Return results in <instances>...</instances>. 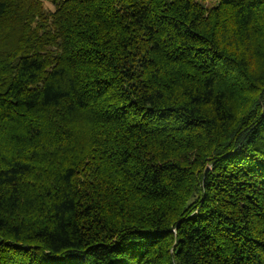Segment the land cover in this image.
Returning <instances> with one entry per match:
<instances>
[{
  "label": "trees",
  "instance_id": "obj_1",
  "mask_svg": "<svg viewBox=\"0 0 264 264\" xmlns=\"http://www.w3.org/2000/svg\"><path fill=\"white\" fill-rule=\"evenodd\" d=\"M0 264H264V0H0Z\"/></svg>",
  "mask_w": 264,
  "mask_h": 264
},
{
  "label": "rangeland",
  "instance_id": "obj_2",
  "mask_svg": "<svg viewBox=\"0 0 264 264\" xmlns=\"http://www.w3.org/2000/svg\"><path fill=\"white\" fill-rule=\"evenodd\" d=\"M205 4L209 6V5H210V2L207 1ZM45 6L47 7V9H50V10L52 9V8L50 7V5H48V4H45Z\"/></svg>",
  "mask_w": 264,
  "mask_h": 264
}]
</instances>
